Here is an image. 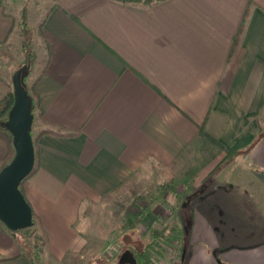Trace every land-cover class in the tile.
Wrapping results in <instances>:
<instances>
[{"label": "crops", "instance_id": "0c3cea01", "mask_svg": "<svg viewBox=\"0 0 264 264\" xmlns=\"http://www.w3.org/2000/svg\"><path fill=\"white\" fill-rule=\"evenodd\" d=\"M41 2L38 129L64 134L41 136L25 185L43 262L85 257L106 196L172 169L188 264H264V0ZM6 7L0 43L16 29ZM12 152L0 128V170ZM13 232L0 223V264H35Z\"/></svg>", "mask_w": 264, "mask_h": 264}, {"label": "rangeland", "instance_id": "374dc122", "mask_svg": "<svg viewBox=\"0 0 264 264\" xmlns=\"http://www.w3.org/2000/svg\"><path fill=\"white\" fill-rule=\"evenodd\" d=\"M5 4L7 10L15 15L17 23L11 39L0 43V99L7 90L13 88V77L18 69L23 68V66L33 68L32 77L34 78L47 59L45 58L44 45L38 28L39 23L43 20L45 10L41 7V0H5ZM262 121L264 122V110ZM40 122L41 117H37L34 121L33 130L35 134L39 131L38 124ZM143 176H141V181L124 187L125 192L123 194L119 191L109 194L99 204L100 211L96 216L98 223L93 215L91 218L95 222L87 226L89 230L85 233L89 238H92L90 239L91 253L88 251L89 253H85V257L68 254V258H65L63 262L48 258L43 262L41 253L46 247L47 233L39 229V224L36 222L37 217H35L32 227L13 233L19 235L18 237L22 241L25 250L35 264H92L93 262L94 264H119L120 256L129 249L128 238L124 236L129 229V238L135 239L139 243H129L133 252L144 251L153 242L155 243L152 247L155 251L150 252L152 254L151 258L145 264H181L183 253L182 233L180 235L178 231H171L173 230L171 222L177 210L173 208L174 193H178V190L175 189L176 184L172 182L175 192L169 193L168 196L167 194L162 197L158 195L167 181L174 177L173 170L154 171L145 177ZM152 201H154L153 204ZM145 204H151L148 211L155 216L157 221L159 220V224L156 225L158 231L154 229L155 232H153L154 234L149 242L145 240L149 238L147 230L150 229H144L140 226L145 214V212L141 213L140 210L147 206H144ZM167 221H170L168 226ZM122 233L124 235L121 237ZM113 242L119 243L120 249L114 256L108 257L106 249ZM91 256L92 258H90ZM140 262H143V258L139 259Z\"/></svg>", "mask_w": 264, "mask_h": 264}, {"label": "water", "instance_id": "95a60500", "mask_svg": "<svg viewBox=\"0 0 264 264\" xmlns=\"http://www.w3.org/2000/svg\"><path fill=\"white\" fill-rule=\"evenodd\" d=\"M22 70L13 77L14 102L5 122L12 135L14 156L0 170V221L10 230L18 231L34 224L33 208L21 191V182L32 172L35 162V145L31 130L34 123L32 99L22 80ZM186 252L182 254L184 260ZM119 264H137L134 253L124 251Z\"/></svg>", "mask_w": 264, "mask_h": 264}, {"label": "trees", "instance_id": "16d2710c", "mask_svg": "<svg viewBox=\"0 0 264 264\" xmlns=\"http://www.w3.org/2000/svg\"><path fill=\"white\" fill-rule=\"evenodd\" d=\"M43 26H44V20H42L39 23V26H38L40 34H43V30H44V27ZM241 31H242V27H241ZM47 63H48V59H46L43 67L39 70V72L37 73V75L34 78L32 77V75H33V68H31V67L28 68V66L27 67L23 66V68L18 69V70H22V74H21L22 83H23L25 89L27 90V93L29 94V96L32 99V113L34 115V121H35V119L37 117H42V115H43L42 114L41 107H40L39 97H38V94H37V85H38L41 77L43 76V74H44V72L46 70ZM13 102H14V88H10L9 90L6 91V93L2 97V99H0V128L5 129L6 131H8V130H7L6 126H5V122L8 119L9 110H10ZM33 125H34V123H33ZM201 129H203V128L201 127ZM263 133H264V131H263ZM31 134H32V137H33L34 145H35L36 162H35V166H34L32 172L20 184L21 191L23 192V194L26 197V199H27L28 202H29V200L27 198L26 186H24V184L26 183V181L39 168V156H40L39 140H40L41 136H43L45 134L64 135L63 133H59L57 131L52 130L51 128H42V129H40L35 134L34 133V130H33V127H32V130H31ZM10 135H11V133H10ZM259 136L257 137V140H258ZM11 139H12V135H11ZM234 153H236V152H234ZM230 154H232V153H229V155ZM13 156H14V147H13V152L11 154V157L9 158V160L7 161V163L3 167H5L11 161V159L13 158ZM224 161H226V159H224L223 161H221L219 163V165H221ZM172 180H173V177L169 181H167V183L165 184V187H163V190H161L159 192L158 195H160V197H162L164 194L165 195L167 194V196H168L169 193L175 192L174 186H172V182H173ZM126 186H128V185L125 184L122 187L116 189L115 191H112L110 194H113V193L118 192V191L123 194L125 192V188L124 187H126ZM174 196H175V202L173 204V208L174 209H177L178 208L177 206L181 203L182 197H181V195L177 194L176 192L174 193ZM106 197H108V195ZM153 203H154V201H152V204ZM150 206H151V204L150 205L148 204L145 208H142V211L143 212H146L150 208ZM33 215L35 216L34 209H33ZM0 223H2V222L0 221ZM172 229L173 230H171V231L175 232L174 231L175 230L174 227H172ZM186 234H187V231L186 232H183L182 236L185 237ZM154 244L155 243L153 242L150 245V247H147L146 250H144V251H141V252H138V253H134L133 252L134 255H135V257H136V259H137V264H145L149 260V258H151V255L152 254L150 252L151 251H155V249L152 248L154 246ZM182 251L183 252L184 251L186 252L187 251V246L183 247ZM25 252H26V254H28L27 251H25ZM140 258H143V262H140L139 263V259ZM5 259H7V258H2L0 260H5ZM181 264H188V262H187V252H186V256H185L184 260L182 259Z\"/></svg>", "mask_w": 264, "mask_h": 264}, {"label": "built area", "instance_id": "2783aa9c", "mask_svg": "<svg viewBox=\"0 0 264 264\" xmlns=\"http://www.w3.org/2000/svg\"><path fill=\"white\" fill-rule=\"evenodd\" d=\"M120 249V245L117 242H113L112 244H109L106 249V253L108 257L114 256V254ZM176 259L175 257H173Z\"/></svg>", "mask_w": 264, "mask_h": 264}]
</instances>
